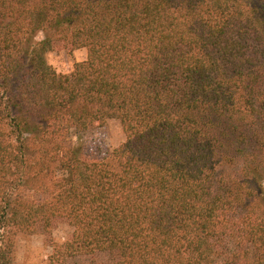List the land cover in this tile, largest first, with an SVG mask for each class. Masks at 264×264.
I'll use <instances>...</instances> for the list:
<instances>
[{"label": "trees", "instance_id": "16d2710c", "mask_svg": "<svg viewBox=\"0 0 264 264\" xmlns=\"http://www.w3.org/2000/svg\"><path fill=\"white\" fill-rule=\"evenodd\" d=\"M58 219L110 264H264V0H0V264Z\"/></svg>", "mask_w": 264, "mask_h": 264}, {"label": "rangeland", "instance_id": "374dc122", "mask_svg": "<svg viewBox=\"0 0 264 264\" xmlns=\"http://www.w3.org/2000/svg\"><path fill=\"white\" fill-rule=\"evenodd\" d=\"M39 35L37 40H42ZM87 59L85 49L73 50L72 47L58 45L47 55V62L58 74H69L75 64ZM126 135L118 121H109L104 128L96 129L82 138L74 137L75 146L80 143L98 145L101 157L106 159L126 142ZM91 146V147H92ZM41 195L33 194V199L41 200ZM74 229L65 219H58L50 231L39 228L34 234H22L17 238L13 264H110L113 259L108 254L72 255L66 243L72 240Z\"/></svg>", "mask_w": 264, "mask_h": 264}]
</instances>
